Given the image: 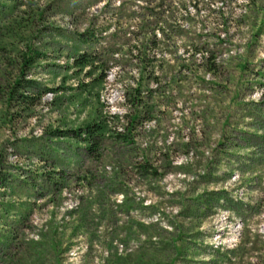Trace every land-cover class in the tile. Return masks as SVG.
Returning a JSON list of instances; mask_svg holds the SVG:
<instances>
[{
  "label": "rangeland",
  "instance_id": "1",
  "mask_svg": "<svg viewBox=\"0 0 264 264\" xmlns=\"http://www.w3.org/2000/svg\"><path fill=\"white\" fill-rule=\"evenodd\" d=\"M211 1L0 0V264H264V0ZM17 19L34 20L20 36ZM202 38L216 76L193 54ZM28 48L48 92L20 108ZM83 52L100 59L93 78L68 69ZM135 91L151 112L134 145L108 139L94 161L54 134L112 116L122 132Z\"/></svg>",
  "mask_w": 264,
  "mask_h": 264
},
{
  "label": "trees",
  "instance_id": "2",
  "mask_svg": "<svg viewBox=\"0 0 264 264\" xmlns=\"http://www.w3.org/2000/svg\"><path fill=\"white\" fill-rule=\"evenodd\" d=\"M259 0H247V3L249 7H255L258 4ZM221 3L222 6L220 7L219 12H222V8L225 7L227 9L228 5H226L225 1L221 0H212L210 3V6H214L212 4ZM216 12V11H215ZM243 20L246 17H241ZM218 20H222L221 28L218 29L219 38L218 42L225 44L224 41L221 39V33L223 31L227 32L228 28V15L225 16L224 13H221V15L218 17ZM34 20L29 23V21H25L24 19H17L14 21V23L10 24V31L13 32L15 35L20 36L18 33H22L25 31L26 27L29 26V24H33ZM220 26V25H219ZM223 30V31H222ZM259 32V31H258ZM227 34L225 36L227 37ZM258 34L253 35L254 38H258ZM225 37V38H226ZM21 38V37H20ZM83 44H89L90 40L85 39L82 41ZM227 42H229V39H227ZM226 45L230 44L227 43ZM204 39L202 38V41L198 43V45H195L193 54L195 56L202 55L204 59V67L206 69V72L210 75L216 76L221 69H224V65L218 64L217 61V51L212 50L209 46V44L205 47ZM152 49H155L157 46V42L154 41L152 44ZM250 47V45H249ZM151 49V50H152ZM43 58H45L44 55H41L37 51L32 50L31 48L27 49V52L20 57V65H19V77L13 84L12 88H10L9 92V98L12 100V102H16V106L22 108H30L32 106H36L38 104V99L35 98V95H32L33 91H37L38 95L43 97L45 94H47V90H42L39 85L32 80H29V73L33 69V67ZM143 64L145 65V74H148V79L151 80V76L149 75L150 72L149 69L155 70V63L157 62L156 56L153 57L150 55H146L143 59ZM72 65L68 67L69 70L74 71L73 74L76 76H80L84 73L87 69H91L88 73L85 74L86 78H93L96 70V65L100 63V59L97 55L88 54L86 52H83L82 54L75 55L72 57ZM242 69L246 70L247 67L244 63H241ZM95 68V69H94ZM152 74V73H151ZM105 81V75L102 74L101 77H99L98 80H93V82H100L103 83ZM88 85L87 84H81L80 87H78L77 90L84 93L87 92ZM54 92V91H52ZM58 92V91H57ZM135 93V94H134ZM132 94H127L125 97L126 106L128 107V115H126L125 118L129 119V122L125 129L122 132H117L112 128V125L115 124V121H119V117H106L101 119L99 122H93L85 125L84 127L78 129V130H72L67 132H60L57 131L54 133L58 137L67 138L68 140H71L73 142H76L77 144H82L85 146L87 156L94 161H98L102 158V150L104 147L105 141L108 139L112 141L115 144H121V145H127L132 146L134 145V138H133V128L134 125L137 124L140 120H150L149 115L150 112H142L144 105L143 98L141 94L138 91H135ZM146 108V107H145ZM148 116V117H147ZM263 138H259L261 141ZM260 159L264 161V150L260 153H257ZM140 170H142L145 174L148 173V170L145 167L140 166Z\"/></svg>",
  "mask_w": 264,
  "mask_h": 264
}]
</instances>
